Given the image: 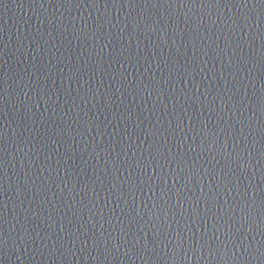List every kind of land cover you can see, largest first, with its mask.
I'll use <instances>...</instances> for the list:
<instances>
[{
	"label": "water",
	"instance_id": "95a60500",
	"mask_svg": "<svg viewBox=\"0 0 264 264\" xmlns=\"http://www.w3.org/2000/svg\"><path fill=\"white\" fill-rule=\"evenodd\" d=\"M0 264H264V0H0Z\"/></svg>",
	"mask_w": 264,
	"mask_h": 264
}]
</instances>
